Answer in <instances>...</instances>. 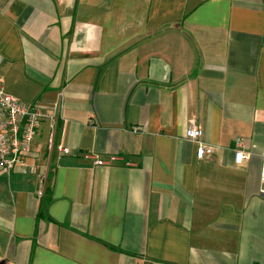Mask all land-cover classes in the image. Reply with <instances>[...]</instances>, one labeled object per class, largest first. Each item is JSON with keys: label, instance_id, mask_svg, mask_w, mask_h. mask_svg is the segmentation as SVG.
<instances>
[{"label": "crops", "instance_id": "1", "mask_svg": "<svg viewBox=\"0 0 264 264\" xmlns=\"http://www.w3.org/2000/svg\"><path fill=\"white\" fill-rule=\"evenodd\" d=\"M0 80L62 103L0 169V264H264V0H0Z\"/></svg>", "mask_w": 264, "mask_h": 264}, {"label": "built area", "instance_id": "2", "mask_svg": "<svg viewBox=\"0 0 264 264\" xmlns=\"http://www.w3.org/2000/svg\"><path fill=\"white\" fill-rule=\"evenodd\" d=\"M62 103L58 99L54 105L44 110L38 103H26L18 99L16 96L5 91L2 81L0 80V169L9 173L14 168L21 166L24 172L29 171L26 165V159L31 155V144L37 133V129L44 119H49L51 127V135L49 137L48 148H53V136L56 130L58 119L61 115ZM134 130H138L135 128ZM187 138L197 142V156L204 158L210 156L214 148L212 145L204 141V130L196 123H192L186 131ZM237 148L235 149V163L242 165L243 162L250 157V153L242 148L241 139L237 140ZM61 153H70L69 147L59 146ZM86 157H95L87 154ZM112 157L110 161L115 160ZM110 161L100 157H95L97 165H104ZM261 192L264 193V156L262 157ZM44 193V189L40 190Z\"/></svg>", "mask_w": 264, "mask_h": 264}, {"label": "trees", "instance_id": "3", "mask_svg": "<svg viewBox=\"0 0 264 264\" xmlns=\"http://www.w3.org/2000/svg\"><path fill=\"white\" fill-rule=\"evenodd\" d=\"M46 207H47V202L46 203L44 202L43 209H46Z\"/></svg>", "mask_w": 264, "mask_h": 264}]
</instances>
